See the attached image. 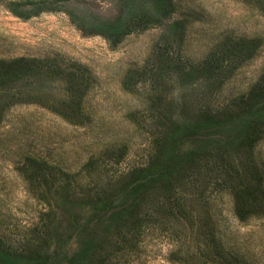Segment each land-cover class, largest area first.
Instances as JSON below:
<instances>
[{"label":"rangeland","instance_id":"1","mask_svg":"<svg viewBox=\"0 0 264 264\" xmlns=\"http://www.w3.org/2000/svg\"><path fill=\"white\" fill-rule=\"evenodd\" d=\"M13 3L30 18L14 15ZM173 3L169 19L116 44L82 26L117 20L118 0H0V62L62 72L40 69L0 91L4 251L77 264L93 240L106 243L82 264H264V212L241 221L231 187L264 190V137L241 146L238 120L184 141L192 159L151 192L129 245L93 219L92 204L150 166L168 136L238 112L264 77V0Z\"/></svg>","mask_w":264,"mask_h":264},{"label":"trees","instance_id":"2","mask_svg":"<svg viewBox=\"0 0 264 264\" xmlns=\"http://www.w3.org/2000/svg\"><path fill=\"white\" fill-rule=\"evenodd\" d=\"M124 4L125 10L122 15L113 22H104L96 20L93 26L84 28L82 31L86 35L103 36L113 43H120L121 40L141 28H147L151 25H159L164 20L169 19L174 13L173 0H118ZM19 4L13 3L10 8L14 15L20 18L29 19L30 15L20 9ZM182 23H176L172 26L175 32L182 31ZM205 70L211 66L210 62L205 63ZM52 62L30 61L26 59H18L12 62H0V91L13 85L23 76H29L40 69H48L49 71L60 70L55 68ZM197 68L193 71H202ZM192 74V75H193ZM74 76H69L73 78ZM239 110L229 115L216 118L208 117L205 121L196 123L193 126H186L184 131L179 130V137H167L166 147L153 160L152 164L146 168H142L127 178L125 183L121 184L117 193L107 200H99L92 204L93 219L106 225L108 228L116 230L119 236H124L123 243L129 245L132 240L127 239L126 234L132 233L134 237L138 234V230L142 225L141 210L143 204L149 199L150 194L162 182L173 176V172L182 166L183 163L191 160L194 153L181 154V147L188 138H195L199 135L208 137L206 133L215 130L214 135L218 131L226 128L230 122L237 121L239 134L237 140L241 146L253 149L256 143L264 137V77L256 86L251 94L242 99L236 106ZM67 111V110H65ZM65 113V112H64ZM64 117L70 119L72 116ZM70 117V118H69ZM240 124V125H239ZM206 135V136H205ZM31 169H34L36 175L44 173L43 165L29 160ZM256 175L260 178V174L256 168H253ZM232 186V191L236 200V215L241 221H246L248 217L264 212V190L262 184L254 190L252 186L247 185ZM259 209L258 212L256 210ZM262 214V213H261ZM105 241L95 242L88 241L82 250H84L76 260L77 264H82L90 258L91 250H101ZM2 244L0 245V264H51V257L47 255H31L27 257H15ZM35 250H50L48 247H41ZM75 264V260H74Z\"/></svg>","mask_w":264,"mask_h":264}]
</instances>
